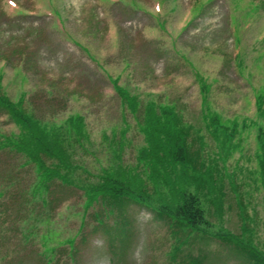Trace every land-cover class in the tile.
<instances>
[{
	"label": "rangeland",
	"instance_id": "obj_1",
	"mask_svg": "<svg viewBox=\"0 0 264 264\" xmlns=\"http://www.w3.org/2000/svg\"><path fill=\"white\" fill-rule=\"evenodd\" d=\"M0 77L7 94L16 101L24 94L26 108L44 121L61 125L71 115L85 117L88 137L75 158L95 175L109 164L128 171L142 164L140 129L147 124L142 113L123 106L114 80L138 97L141 110L150 101L177 109L179 126L196 138L200 161L220 177L216 183L238 178L246 225L264 251V177L256 159L264 124L257 105L264 98V0H0ZM232 129L237 132L228 133ZM18 131L0 107V133ZM21 162L20 155L0 152L6 193L0 198V264H43L40 253L50 244L58 248L55 264H190L191 257L201 264L252 262L216 237L172 233L134 204L123 216L106 218L100 205L85 209L82 190L59 184L50 195L53 209L34 210L26 240L27 224L17 212L33 174ZM77 175L96 179L83 170ZM236 198L228 185L225 216L210 218L209 233H242ZM95 212L112 234L119 232L117 222H129L126 251L97 230ZM74 236L73 250L60 243Z\"/></svg>",
	"mask_w": 264,
	"mask_h": 264
},
{
	"label": "trees",
	"instance_id": "obj_2",
	"mask_svg": "<svg viewBox=\"0 0 264 264\" xmlns=\"http://www.w3.org/2000/svg\"><path fill=\"white\" fill-rule=\"evenodd\" d=\"M114 87L123 106L135 114L142 113V121L147 124L140 129L145 133H143L145 144L137 156L142 164L130 168L129 171L124 165L109 164V167H103L100 174L95 175L83 165H79L75 158L77 147L83 146V139L88 137L84 116L71 115L61 125L44 121L26 108L24 94L17 101L13 100L0 84V107L20 129L17 133H0V152L7 151L20 155L23 162L19 167H28L33 174V181L27 190V196H30L22 199L23 207H19L21 210L17 212L18 219L27 224L22 230L26 240L31 236L29 230L32 225L29 223L34 210L39 207L53 209L50 195L54 185L59 184L67 189L82 190L85 195V209L100 205L105 211L106 218L114 214L123 216L127 206L134 204L147 209L158 220L164 221L172 233L216 237L252 261H249L250 264H264V251L254 244L250 236L251 231L246 225L245 206L238 191V178L224 177L221 184L216 183L220 177H215V173L205 162L200 161L198 157L200 151L193 148L196 138L192 136L193 132H190V129L186 130L179 126L178 123L183 122L180 117L182 115L176 111L177 109L172 106L160 107L156 102L150 101L141 110L138 97L119 85L117 79L114 80ZM257 105L260 115L264 118L262 96L257 100ZM164 114L172 116L176 123L172 125L170 118L162 117ZM152 118L162 122L153 123ZM215 120L216 117H213L212 121ZM233 131L237 132L232 129L228 133L234 134ZM256 138L258 170L264 177V124L259 125ZM119 149L114 155L118 160L121 158ZM79 170L94 175L96 179L90 181L77 175ZM228 185L240 205L243 217L242 233L238 235L227 229L209 233L212 227L210 218L214 216L223 220L225 216ZM5 196V190H0V198ZM94 214L98 220L97 230H103L108 236L114 237V240L120 243L119 250L126 251L130 242L129 222L124 221L121 224L117 222L119 232L112 234L114 231L108 227L105 216L102 217V214L97 212ZM83 226L81 225L80 229ZM75 238L76 236L70 237L60 243L67 242L73 250ZM180 248L181 245L176 246L172 258H178L177 251ZM57 249V245L46 246L44 253H40L42 263L55 264ZM112 250L116 253L114 243ZM70 257L74 259L72 253ZM188 262L202 263L201 259L192 257Z\"/></svg>",
	"mask_w": 264,
	"mask_h": 264
}]
</instances>
